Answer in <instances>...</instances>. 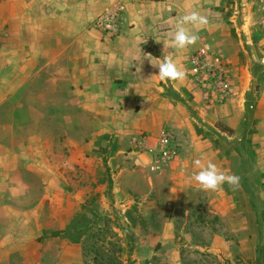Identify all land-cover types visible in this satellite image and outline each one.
<instances>
[{
	"label": "crops",
	"instance_id": "0c3cea01",
	"mask_svg": "<svg viewBox=\"0 0 264 264\" xmlns=\"http://www.w3.org/2000/svg\"><path fill=\"white\" fill-rule=\"evenodd\" d=\"M263 1L131 3L109 40L92 25L117 0H0V264H82L90 217L140 193L135 162L158 174L146 194L162 195L157 204L186 211L204 197L224 222L236 213L253 226L250 201L264 202ZM193 11L208 23L183 25L199 39L180 49L177 20ZM204 43L224 53L234 85L218 106L186 76ZM166 56L183 79L160 78ZM164 130L182 147L167 164L148 152ZM197 158L238 184L190 182Z\"/></svg>",
	"mask_w": 264,
	"mask_h": 264
},
{
	"label": "rangeland",
	"instance_id": "374dc122",
	"mask_svg": "<svg viewBox=\"0 0 264 264\" xmlns=\"http://www.w3.org/2000/svg\"><path fill=\"white\" fill-rule=\"evenodd\" d=\"M136 154L141 156L137 150ZM132 168L134 183L141 194L127 195L120 205L123 207L112 206L111 217H90L82 227L85 232L82 264L93 263L90 247L97 238L105 241L104 246L98 247L114 258L118 248L123 249L120 258L123 264H264V202L250 201L253 226L250 221L249 227L244 226V216L236 213H229L224 222L212 212L204 197L186 211L172 202L170 207L169 202L164 206L157 204L162 195L146 194L150 192L147 189L150 182L160 183L154 176L158 174L148 172L136 162L131 164ZM155 199L157 202L153 203ZM168 210L171 218L166 217Z\"/></svg>",
	"mask_w": 264,
	"mask_h": 264
},
{
	"label": "built area",
	"instance_id": "2783aa9c",
	"mask_svg": "<svg viewBox=\"0 0 264 264\" xmlns=\"http://www.w3.org/2000/svg\"><path fill=\"white\" fill-rule=\"evenodd\" d=\"M166 3L167 0H117L116 4L104 11L93 23L92 29L103 39L112 40L122 34L126 8L131 3ZM187 77L198 89L207 103L223 104L233 97V83L229 75V64L222 51L204 43L191 55L188 61ZM163 164L174 161L179 150L173 144L166 130L158 137L157 150L148 149Z\"/></svg>",
	"mask_w": 264,
	"mask_h": 264
},
{
	"label": "clouds",
	"instance_id": "9594fccd",
	"mask_svg": "<svg viewBox=\"0 0 264 264\" xmlns=\"http://www.w3.org/2000/svg\"><path fill=\"white\" fill-rule=\"evenodd\" d=\"M191 23L193 25H206L208 20L198 11H193L191 14L183 15L177 20V30L174 40L178 48L183 49L186 46L194 45L199 39L198 35L190 33L183 25ZM159 76L161 79H183L185 72L178 69L177 65L169 58L164 57L163 61L158 65ZM194 165L200 170L193 173L189 177V181H194L203 190H216L224 183L236 185L239 182V176L235 173L225 174V170H221L215 163L209 161L205 166L201 158L193 161Z\"/></svg>",
	"mask_w": 264,
	"mask_h": 264
},
{
	"label": "trees",
	"instance_id": "16d2710c",
	"mask_svg": "<svg viewBox=\"0 0 264 264\" xmlns=\"http://www.w3.org/2000/svg\"><path fill=\"white\" fill-rule=\"evenodd\" d=\"M146 49L152 53L154 56H158L157 52L153 49H149L148 47H146ZM168 206H171V203L168 204ZM131 212H129L130 214ZM166 217L167 218H171V213L168 210L166 213ZM101 228V227H100ZM99 228V229H100ZM105 228H107V225L105 226ZM104 233V232H102ZM98 244H101L102 246L105 245V241H100L98 240V238L93 242V245L90 247V253L93 256V263L91 264H123V262L121 261V254L123 253V249H121L120 247L118 248V254H116L115 258L114 256L112 257L110 254L106 253L105 251L101 250V248L98 247ZM108 245V244H107ZM117 246V244H113L112 246Z\"/></svg>",
	"mask_w": 264,
	"mask_h": 264
}]
</instances>
